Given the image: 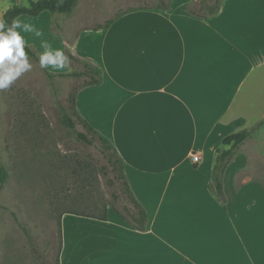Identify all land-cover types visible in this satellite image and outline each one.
I'll use <instances>...</instances> for the list:
<instances>
[{
	"label": "crops",
	"instance_id": "obj_1",
	"mask_svg": "<svg viewBox=\"0 0 264 264\" xmlns=\"http://www.w3.org/2000/svg\"><path fill=\"white\" fill-rule=\"evenodd\" d=\"M192 1L127 9L79 35L76 54L104 83L81 89L78 108L114 142L149 222L141 230L113 207L108 220L63 213L59 264H264V185L240 178L244 144L225 170L226 205L209 188L222 139L264 118V0H222L209 18L190 15Z\"/></svg>",
	"mask_w": 264,
	"mask_h": 264
},
{
	"label": "rangeland",
	"instance_id": "obj_2",
	"mask_svg": "<svg viewBox=\"0 0 264 264\" xmlns=\"http://www.w3.org/2000/svg\"><path fill=\"white\" fill-rule=\"evenodd\" d=\"M171 1L78 0L71 13L55 15L48 10V19L31 20L29 23L43 35L28 37L64 49L55 35L46 34L60 33L68 42L66 54L71 49V54L77 55L74 48L85 29L104 23L120 11L171 5ZM215 1L193 0L191 5H212ZM15 2L23 5L25 0H0V12ZM29 55L33 69L10 89L0 91V167L8 173L5 183L0 182V264H58L62 214H102L106 206L111 207L113 194L118 191L110 181L113 173L100 142L79 139L76 130L64 121L70 94L83 78L50 77L40 68L39 55ZM69 59L66 72L83 70L79 60ZM258 122L248 128L252 135L236 162L243 160L241 179L252 177L264 185V151L257 148L264 143V125L256 127ZM76 129L83 127L78 124ZM234 166L230 165L229 172Z\"/></svg>",
	"mask_w": 264,
	"mask_h": 264
},
{
	"label": "trees",
	"instance_id": "obj_3",
	"mask_svg": "<svg viewBox=\"0 0 264 264\" xmlns=\"http://www.w3.org/2000/svg\"><path fill=\"white\" fill-rule=\"evenodd\" d=\"M78 0H63L62 3H58V0H36L32 4L31 8L24 7L23 5L15 2L10 8H8L3 15L9 23L11 19L16 16L31 15L37 16L45 10H49L52 13H71L74 11ZM222 5V0H216L214 4L207 5L205 2H200L198 7H194L190 4L185 6V10L192 16L199 18H209L217 14ZM149 7V6H141ZM155 10H168L170 4L157 5L152 7ZM205 8V12H204ZM125 11L115 13L114 17L106 20L102 24H98L94 29H103L111 25L118 17L123 15ZM31 55L38 56L39 54L32 48L30 50ZM69 58L79 60L83 64V70L74 72H58L53 73L46 69L50 77L55 76H73L77 78H83V83L79 87H75L69 97V105L65 109L64 121L72 129L76 130L79 139L91 143L92 139H97L103 147L104 153L108 159V166L113 176L110 181L118 186V191L114 192L113 200L110 205L113 207L122 217L132 223L135 227L145 230L147 223L149 222V212L138 200L129 180L125 173L124 160L118 152L114 142L99 129L95 128L81 113L77 105V96L81 89L88 86L102 85L104 83V69L100 64L91 58L77 56L68 53ZM80 124L83 130H77V125ZM264 125V118L257 124L256 127ZM250 129H242L240 131L233 132L222 139L224 147L218 148L215 151V161L212 170V177L209 183V188L214 196L223 204L226 205V195L224 191L223 178L225 170L230 160L235 155L236 151L244 144L252 135ZM8 177L7 170L0 167V182L5 183ZM118 202L121 205H118ZM64 213H74L78 215L90 216L98 218L100 220H108V207L106 206L102 214L93 215L75 211H66ZM59 262V256H58ZM59 264V263H58Z\"/></svg>",
	"mask_w": 264,
	"mask_h": 264
},
{
	"label": "clouds",
	"instance_id": "obj_4",
	"mask_svg": "<svg viewBox=\"0 0 264 264\" xmlns=\"http://www.w3.org/2000/svg\"><path fill=\"white\" fill-rule=\"evenodd\" d=\"M36 0H25L24 7L31 8ZM63 0H58L62 3ZM32 34L37 38L43 33L31 23L23 22L20 16L13 17L9 23L0 18V91L10 89L25 73L33 69L30 59L31 44L26 35ZM40 47L39 66L50 72H65L70 69L69 55L62 48H53L44 41ZM71 53V49H69ZM259 151H264V143L257 146Z\"/></svg>",
	"mask_w": 264,
	"mask_h": 264
},
{
	"label": "built area",
	"instance_id": "obj_5",
	"mask_svg": "<svg viewBox=\"0 0 264 264\" xmlns=\"http://www.w3.org/2000/svg\"><path fill=\"white\" fill-rule=\"evenodd\" d=\"M192 158H193V161L196 163V162H199L200 156L197 153H194L192 155Z\"/></svg>",
	"mask_w": 264,
	"mask_h": 264
}]
</instances>
